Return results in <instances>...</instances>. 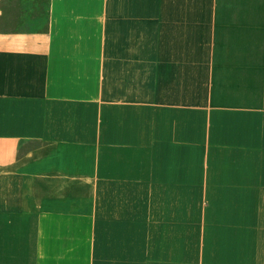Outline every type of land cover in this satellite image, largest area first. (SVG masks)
<instances>
[{"label": "crops", "instance_id": "1", "mask_svg": "<svg viewBox=\"0 0 264 264\" xmlns=\"http://www.w3.org/2000/svg\"><path fill=\"white\" fill-rule=\"evenodd\" d=\"M0 264H264V0H0Z\"/></svg>", "mask_w": 264, "mask_h": 264}]
</instances>
